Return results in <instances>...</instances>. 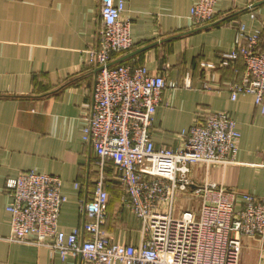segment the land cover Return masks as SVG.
Listing matches in <instances>:
<instances>
[{"label": "crops", "instance_id": "1", "mask_svg": "<svg viewBox=\"0 0 264 264\" xmlns=\"http://www.w3.org/2000/svg\"><path fill=\"white\" fill-rule=\"evenodd\" d=\"M124 1L123 17L132 21L131 52L150 46L126 63L161 72L176 85L164 91L157 108L156 146L181 147V132L217 111L228 112L241 133L234 163L193 165V185L176 194L172 207L161 203L159 211L175 217L187 210L198 213L203 198L197 189L209 183L264 198V114L254 96L233 100L230 94L244 63L238 59L234 67H218L209 79L203 71L205 61L219 64L235 49L239 24L249 32L264 28V0H219L215 20L205 27H193L194 0ZM100 8L101 0H0V264H95L10 240L12 195L6 183L24 171L61 178L67 201L58 228L65 232L83 231L87 217L81 202L93 196L96 181L105 176V232L115 242L138 246L143 240L142 220L123 200L118 170L111 160L102 165L83 138L96 77L87 61L104 25ZM242 205L238 199L237 208ZM240 264H264V239L242 237Z\"/></svg>", "mask_w": 264, "mask_h": 264}, {"label": "built area", "instance_id": "2", "mask_svg": "<svg viewBox=\"0 0 264 264\" xmlns=\"http://www.w3.org/2000/svg\"><path fill=\"white\" fill-rule=\"evenodd\" d=\"M218 2L194 0L193 27L212 22ZM125 10L124 0H101L104 25L87 61L96 77L83 138L94 146L102 165L111 160L118 170L123 200L142 220V242L138 246L115 242L105 232L109 192L103 175L96 181L93 196L81 202L87 217L83 231L59 230L61 208L67 201L62 180L35 170L7 180L12 195L7 208L10 240L46 246L63 259L72 255L95 264H240L242 237L264 239V198L207 184L197 189L203 198L198 213L187 210L175 217L159 211L161 203L172 207L176 194L193 185L188 178L193 165L235 162L241 139L237 122L226 111L213 112L181 132L186 138L181 147L156 146L152 127L157 108L164 91L176 85L145 65H109L112 54L134 48L132 21L123 17ZM235 43L219 64L205 61L203 71L209 79L213 70L234 67L242 59L245 69L230 87L231 98L252 95L264 114V28L249 32L245 24H239ZM238 199L243 202L240 208Z\"/></svg>", "mask_w": 264, "mask_h": 264}, {"label": "water", "instance_id": "3", "mask_svg": "<svg viewBox=\"0 0 264 264\" xmlns=\"http://www.w3.org/2000/svg\"><path fill=\"white\" fill-rule=\"evenodd\" d=\"M263 2H264V1H262V2H260V3H263ZM148 47H150V46H148ZM148 47H147V48H148ZM147 48H142V49H140V50H136V51H133V52H129V53L125 54L124 56L120 57L119 59H117V60L111 62L109 65L111 66V65H113V64H117V63H120V62H122V61H125V60H127L128 58H131V57L137 55L138 53H140V52L146 50Z\"/></svg>", "mask_w": 264, "mask_h": 264}, {"label": "trees", "instance_id": "4", "mask_svg": "<svg viewBox=\"0 0 264 264\" xmlns=\"http://www.w3.org/2000/svg\"><path fill=\"white\" fill-rule=\"evenodd\" d=\"M215 20V18L213 19V21ZM212 21V22H213ZM211 23V22H210ZM210 23H208V24H206V25H204V26H202V27H205V26H208V25H210ZM213 24V23H212ZM219 24V23H218ZM132 50H130V51H128V52H131ZM128 52H125V53H121V54H112L113 56H112V60H111V62H113V61H115V60H117V59H119V58H117L118 56H123V55H125L126 53H128ZM117 58V59H116ZM126 61L127 60H125V61H122V62H120V63H117V64H123V63H126ZM110 62V63H111ZM117 64H113V65H111V66H115V65H117Z\"/></svg>", "mask_w": 264, "mask_h": 264}, {"label": "rangeland", "instance_id": "5", "mask_svg": "<svg viewBox=\"0 0 264 264\" xmlns=\"http://www.w3.org/2000/svg\"><path fill=\"white\" fill-rule=\"evenodd\" d=\"M184 139L186 140V138L184 137ZM238 153V152H237ZM237 155V154H236ZM236 158V157H235ZM234 163V162H233ZM199 164H204V163H199ZM204 165H206V164H204ZM228 165V164H227ZM215 166H224V165H221V163H215ZM206 167H208V166H206ZM178 177H179V175H178ZM188 178H189V180H191L192 181V178H191V176H190V173L188 174ZM164 181H166V182H168L169 181V179L167 180V179H163ZM119 183H120V181H119ZM209 184H215V183H209ZM207 185V184H206ZM216 185H218V184H216ZM205 186V185H204ZM218 186H222V185H218ZM203 187V186H202ZM222 187H225V186H222ZM200 188V187H199ZM226 188V187H225ZM229 189V188H228ZM235 191V190H234ZM203 202V201H202ZM202 206V205H201ZM181 216V215H180ZM179 216V217H180ZM12 228V227H11ZM11 234H12V229H11Z\"/></svg>", "mask_w": 264, "mask_h": 264}]
</instances>
